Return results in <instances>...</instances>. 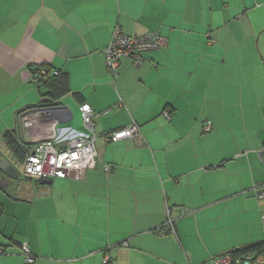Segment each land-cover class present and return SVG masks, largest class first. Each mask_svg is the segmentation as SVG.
<instances>
[{
	"label": "crops",
	"instance_id": "crops-1",
	"mask_svg": "<svg viewBox=\"0 0 264 264\" xmlns=\"http://www.w3.org/2000/svg\"><path fill=\"white\" fill-rule=\"evenodd\" d=\"M116 28L159 33L166 46L112 75L103 50ZM40 67L66 77L69 92L44 105L71 117L36 115L25 128L42 100ZM81 104L95 113L93 167L50 186L22 180L4 134L28 145L54 124L86 132ZM260 119L264 0H0V162L16 171L0 170V264H25L23 245L33 264H205L263 243L264 230L241 246L218 239L248 204L264 228ZM231 122L251 131L246 152L239 139L219 141ZM132 124L133 139L104 140Z\"/></svg>",
	"mask_w": 264,
	"mask_h": 264
},
{
	"label": "built area",
	"instance_id": "built-area-1",
	"mask_svg": "<svg viewBox=\"0 0 264 264\" xmlns=\"http://www.w3.org/2000/svg\"><path fill=\"white\" fill-rule=\"evenodd\" d=\"M166 46V40L159 33H151L141 38L129 37L121 33L119 28L113 31L111 41L103 50L107 69L110 74H115L121 60H128L134 67L139 68L145 61V54L160 50ZM46 77L48 75H58L56 70L47 72L46 69H35L32 82L37 83L35 77ZM82 122L86 132L76 131L71 128L53 125L48 136L33 139L28 145L31 147L25 162L23 172L26 176L40 180L52 181L54 179H64L72 174H83L93 167L96 150L94 147V136L92 131V118L94 111L87 104L79 106ZM38 116L33 112L32 118L23 115L22 125L30 126L31 119ZM167 115V114H166ZM207 130L209 129L206 128ZM138 126H131L120 131L107 134L104 140L116 142L125 139H133L138 134ZM261 160L264 161V149L259 151ZM257 194L264 199V187ZM264 222V217L262 218ZM169 223V221H168ZM125 245V244H124ZM25 264H33L34 258L27 245L20 247ZM0 248V255L4 254ZM108 260L105 259L104 263ZM205 264H264V252H247L240 256L225 253L213 257Z\"/></svg>",
	"mask_w": 264,
	"mask_h": 264
},
{
	"label": "rangeland",
	"instance_id": "rangeland-1",
	"mask_svg": "<svg viewBox=\"0 0 264 264\" xmlns=\"http://www.w3.org/2000/svg\"><path fill=\"white\" fill-rule=\"evenodd\" d=\"M246 55L248 56V54ZM231 124L233 126L228 124V126L219 129L218 136L221 138L219 139V141L223 143L226 141L228 144H230V141H235L239 139V142H243L242 146L245 147L246 149L245 152H246L247 150L250 149L248 145L249 143L248 139L249 137H251V133H250L251 131L248 130V127L245 126L244 129L241 126V124H238L236 122H231ZM254 128H256L258 131V140H260L261 143L264 142V122L260 119V121L254 125ZM255 140H257L256 137ZM18 172L21 179L23 180L25 174L23 172L22 164L20 163L18 166ZM19 215L21 217L27 216V212L25 211L24 208L21 207L19 209L18 217ZM236 223H239V225L236 226L235 224V227L233 226V224L232 225L228 223L224 224L225 232L220 234V236H218V239H221L222 241H225L227 243H236L237 245L240 246L246 245L252 241L260 240L262 231L264 230V228L262 227L263 223L261 224L260 219L259 221H257V219L254 218V207L252 205L248 204L245 206L244 215L238 218Z\"/></svg>",
	"mask_w": 264,
	"mask_h": 264
},
{
	"label": "trees",
	"instance_id": "trees-1",
	"mask_svg": "<svg viewBox=\"0 0 264 264\" xmlns=\"http://www.w3.org/2000/svg\"><path fill=\"white\" fill-rule=\"evenodd\" d=\"M41 68L46 69L47 72L53 71L52 69L47 67H40L36 69L39 70ZM57 73L58 75H48L46 77L39 75L35 77V79L37 80L36 89L40 90V93H42V100L37 106H35L36 108L43 106L47 102L59 100L62 96L66 95L69 92L66 77H64V74H62L60 71H57ZM3 138L9 149L14 152L20 158L22 164H24L25 158L27 157L31 147L24 142L20 143L19 141H17L14 131H7L4 134ZM254 250L264 252V242L246 248L234 250L229 253L234 255H243Z\"/></svg>",
	"mask_w": 264,
	"mask_h": 264
},
{
	"label": "water",
	"instance_id": "water-1",
	"mask_svg": "<svg viewBox=\"0 0 264 264\" xmlns=\"http://www.w3.org/2000/svg\"><path fill=\"white\" fill-rule=\"evenodd\" d=\"M62 111L61 114H68L69 117H71V112H70V108L68 106H62L60 105L59 102L57 103H51L49 105H43L41 107L38 108L37 112H41V113H45L48 114L50 113L51 115L57 114L58 112L60 113ZM8 163L6 161H1L0 162V170H5L6 175L10 178H13L16 171L13 168H10L7 166ZM41 185L44 186H50L52 185V181H41L40 182Z\"/></svg>",
	"mask_w": 264,
	"mask_h": 264
},
{
	"label": "bare ground",
	"instance_id": "bare-ground-1",
	"mask_svg": "<svg viewBox=\"0 0 264 264\" xmlns=\"http://www.w3.org/2000/svg\"><path fill=\"white\" fill-rule=\"evenodd\" d=\"M37 110H38V109L34 110V112H37ZM37 113H38V115H44V114H45V113H41V112H37ZM48 114H49V113H48ZM107 260H108V259H107ZM209 260H210V259H209ZM107 262H108V261H107ZM107 262H106V263H107Z\"/></svg>",
	"mask_w": 264,
	"mask_h": 264
}]
</instances>
